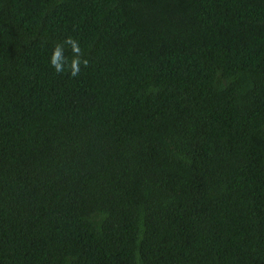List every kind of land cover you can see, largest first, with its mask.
<instances>
[{
	"label": "trees",
	"instance_id": "trees-1",
	"mask_svg": "<svg viewBox=\"0 0 264 264\" xmlns=\"http://www.w3.org/2000/svg\"><path fill=\"white\" fill-rule=\"evenodd\" d=\"M0 264H264V0H0Z\"/></svg>",
	"mask_w": 264,
	"mask_h": 264
},
{
	"label": "clouds",
	"instance_id": "clouds-1",
	"mask_svg": "<svg viewBox=\"0 0 264 264\" xmlns=\"http://www.w3.org/2000/svg\"><path fill=\"white\" fill-rule=\"evenodd\" d=\"M65 46L70 47L71 58L64 55ZM50 65L57 74H62L67 69L72 77H78L81 72V66L88 67L89 60L79 45V42L71 36L65 38L62 43H55L50 56Z\"/></svg>",
	"mask_w": 264,
	"mask_h": 264
}]
</instances>
